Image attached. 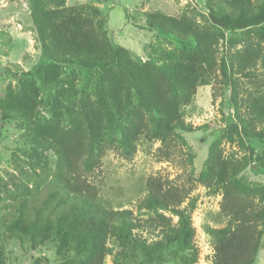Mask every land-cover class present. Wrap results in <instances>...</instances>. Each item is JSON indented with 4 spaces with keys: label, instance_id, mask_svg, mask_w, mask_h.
<instances>
[{
    "label": "rangeland",
    "instance_id": "374dc122",
    "mask_svg": "<svg viewBox=\"0 0 264 264\" xmlns=\"http://www.w3.org/2000/svg\"><path fill=\"white\" fill-rule=\"evenodd\" d=\"M57 1L42 0V4L45 10L52 11L57 8ZM228 1L64 0L65 8L83 10L94 21H100L111 47L125 49L133 62L147 64L170 81L174 63L183 53L194 49L195 41L148 29L149 14L157 12L176 18L185 15L193 23L208 27L218 38L217 69L206 85H197L190 100L177 110L180 120L192 130L173 131L170 136L173 145L165 157L161 142L144 133L135 142L134 151L125 154L122 137L137 122L150 124L149 113L136 106L134 99L122 109L124 132H105L104 114L96 104L93 90L96 69L93 65L79 62L61 65L56 81L42 84L36 72L48 60L41 52L30 0H0V99L9 95L20 97L30 102L32 110L29 116L10 117L0 128L1 264H62L63 259L56 252L59 244L56 221L63 212L71 210L69 202H65L70 198L58 184L56 152L41 142L33 150L31 138L34 128L58 125L62 131H68L84 127L85 110L99 126L104 146L99 167L88 174L89 182L98 191L100 205L111 210L131 209L134 215L145 218L151 212L138 210L137 205L147 193V177L159 175L184 187L188 194L180 208H185L194 228L196 264H212L219 233L231 228V223L220 212V185L208 188L200 181L201 175L209 168L217 169L237 160L243 167L234 178L254 190L256 200L264 201V140L243 136L238 125L240 113L250 110L252 97L264 98V89L256 93L252 84L264 82V40L257 28L228 31L211 21L209 5L217 9L225 7ZM253 2L256 10L262 0ZM92 10L97 12L96 16L91 15ZM256 45L261 49V57L250 77L233 76L232 84L227 83L220 62L245 46ZM170 87L175 93L172 81ZM235 93L236 108L230 103ZM98 156L94 151L92 158ZM163 213L171 217L173 224L177 223V215ZM20 219L36 229H50L45 237L34 236L32 240L25 235L13 237V224ZM259 230L260 244L253 264H264V224ZM141 235L148 237V242L160 238L157 232ZM106 247L102 264H149L138 251H126L121 256L122 247L115 237L107 239ZM185 253L171 247L161 261L151 264H181ZM67 255L77 259L74 251Z\"/></svg>",
    "mask_w": 264,
    "mask_h": 264
},
{
    "label": "trees",
    "instance_id": "16d2710c",
    "mask_svg": "<svg viewBox=\"0 0 264 264\" xmlns=\"http://www.w3.org/2000/svg\"><path fill=\"white\" fill-rule=\"evenodd\" d=\"M253 1L229 0L225 7L218 6L217 9L209 5L210 19L228 31L257 28L264 40V0L256 10ZM42 3V0H30L41 52L48 60L36 72L39 81L44 85L54 83L61 65L73 62L93 65L96 68L93 90L96 104L104 114L105 132H124L122 109L130 106L134 99L136 106L149 113L150 124L137 122L122 137L125 154L134 151L135 142L144 133L161 142L162 155L167 157L173 145L171 133L176 129L192 130L178 117L179 106L190 100L197 85H206L219 65L216 35L185 15L176 18L155 12L147 16L148 29L195 41L194 49L183 53L172 67L171 81L176 89L173 93L171 81L166 76L156 73L147 64L133 62L125 49L111 47L100 21H94L83 10L65 8L64 0H58L57 8L52 11L45 10ZM91 15L96 16L97 12L92 10ZM260 57L259 45L245 46L227 61L222 60L219 67L227 83L232 84L233 76L250 77ZM252 84L256 93L264 89L262 81L258 85ZM235 96L236 93L230 100L234 108L237 106ZM263 99L262 95L252 97L250 110L240 113L238 125L243 136L264 140ZM31 111L30 102L20 97L9 95L0 99V128L10 117L29 116ZM82 114L86 121L84 127L76 126L68 131H62L58 125L34 128L31 138L33 150L41 142L56 152L58 184L70 198L65 202H69L71 210L63 212L56 221L59 243L56 252L63 259L62 264H102L108 251L106 241L111 237H115L122 247L121 256L126 255V251H138L151 264L161 261L166 250L176 247L186 252L181 264H196L198 253L192 245L194 228L185 208H180L188 194L184 187L159 175L147 177V193L137 205L138 210L151 212L145 218L134 215L131 209L111 210L100 205L98 191L89 182L88 174L99 167L104 146L102 148L99 126L93 116L86 110ZM94 151L98 152L97 158H92ZM242 167L237 160L229 161L224 167L209 168L200 177L208 188L220 185V212L231 223V228H224L219 233L212 264H253L259 249L264 201L256 200V192L234 178ZM163 211L177 215V223L173 224L171 217ZM49 229H36L20 219L13 224L12 235H25L32 240L34 236L45 237ZM143 232L148 235L157 232L160 238L148 242V237H142ZM69 251H74L76 260L68 257Z\"/></svg>",
    "mask_w": 264,
    "mask_h": 264
}]
</instances>
